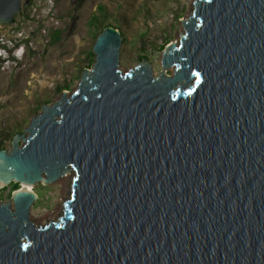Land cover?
<instances>
[{"label":"water","instance_id":"obj_1","mask_svg":"<svg viewBox=\"0 0 264 264\" xmlns=\"http://www.w3.org/2000/svg\"><path fill=\"white\" fill-rule=\"evenodd\" d=\"M27 1L0 0V22ZM181 21L157 75L124 72L105 27L77 88L0 148V189L75 173L45 225L35 191L0 200V264H264V0H195Z\"/></svg>","mask_w":264,"mask_h":264},{"label":"rangeland","instance_id":"obj_2","mask_svg":"<svg viewBox=\"0 0 264 264\" xmlns=\"http://www.w3.org/2000/svg\"><path fill=\"white\" fill-rule=\"evenodd\" d=\"M194 1L54 0L49 16L45 15V4L29 8L34 15L31 24L40 29L46 27L47 34L36 32L35 48L27 52L22 66L0 74L2 135L12 141L16 133L23 132L32 118L41 113L44 104H52L64 91L71 94L77 88L83 70L95 61L91 52L96 38L90 20L100 5L106 8L107 21L117 27L125 39L120 68L125 72L146 60L157 75L162 71L165 47L178 42L180 34L185 32L181 20L191 16ZM167 73L172 74L173 68ZM73 173L67 176L68 181ZM61 178L48 185H31L38 194L31 207L35 225H45L64 214V203L71 191L63 192ZM12 193V184L2 187L0 200L9 201Z\"/></svg>","mask_w":264,"mask_h":264},{"label":"built area","instance_id":"obj_3","mask_svg":"<svg viewBox=\"0 0 264 264\" xmlns=\"http://www.w3.org/2000/svg\"><path fill=\"white\" fill-rule=\"evenodd\" d=\"M40 4H45L46 9L44 12L46 16H49L52 13L54 0H33L32 4L26 9L29 16L26 13H22V8L21 12L16 15L14 22H0V74L22 66L27 52L35 48L33 37L36 32L47 34L46 27L40 29L38 25L33 26L31 24L34 15L28 9H36L35 5L39 6ZM2 103L0 101V105ZM0 143H4L7 148L11 147L10 139L4 135L0 136Z\"/></svg>","mask_w":264,"mask_h":264},{"label":"trees","instance_id":"obj_4","mask_svg":"<svg viewBox=\"0 0 264 264\" xmlns=\"http://www.w3.org/2000/svg\"><path fill=\"white\" fill-rule=\"evenodd\" d=\"M32 2H33V0H28L27 3L24 4L22 13H26L28 15V13L26 12V9H27L28 6H30L32 4ZM107 18H108V14L106 12L105 6L100 5L99 10L97 11V13H95L93 15V17L90 20V26H91L93 32L95 33V38L96 39H97L98 34H100L105 27L112 25L111 22L107 21ZM123 41H125V39ZM161 48H164V46L162 45ZM91 54L95 55L93 53V51L91 52ZM64 88L67 89L68 87L66 86ZM1 135H2V130L0 129V136ZM0 148H7V146H5L4 143H0ZM11 184H12V187H13V191H15V190L20 188V183L12 182Z\"/></svg>","mask_w":264,"mask_h":264},{"label":"bare ground","instance_id":"obj_5","mask_svg":"<svg viewBox=\"0 0 264 264\" xmlns=\"http://www.w3.org/2000/svg\"><path fill=\"white\" fill-rule=\"evenodd\" d=\"M176 42V41H175ZM174 41L172 43H175ZM69 174H71V171L67 172L66 175H64L61 179L60 182L62 184V188H63V192H67L68 190L71 191L72 190V178L74 177L75 173H73V175L71 176L70 180L68 181L67 176H69ZM69 186V187H68ZM68 187V189H67ZM23 189H27V190H32L35 191L34 188L31 185L25 184L23 183L22 185ZM71 193V192H70ZM70 198V196L68 197V199Z\"/></svg>","mask_w":264,"mask_h":264}]
</instances>
